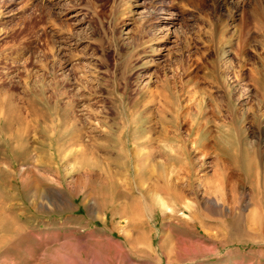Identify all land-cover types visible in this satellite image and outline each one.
<instances>
[{
  "label": "rangeland",
  "instance_id": "1",
  "mask_svg": "<svg viewBox=\"0 0 264 264\" xmlns=\"http://www.w3.org/2000/svg\"><path fill=\"white\" fill-rule=\"evenodd\" d=\"M261 11L0 0V264H264V195L213 175L228 113L208 74L222 65L238 113L255 103L237 65L258 60L231 51Z\"/></svg>",
  "mask_w": 264,
  "mask_h": 264
},
{
  "label": "bare ground",
  "instance_id": "2",
  "mask_svg": "<svg viewBox=\"0 0 264 264\" xmlns=\"http://www.w3.org/2000/svg\"><path fill=\"white\" fill-rule=\"evenodd\" d=\"M250 14L252 16H255L253 12H250ZM256 17L258 18V16ZM250 19L251 18H249V20ZM247 20L248 19L244 17V19L240 21L241 23H238L240 24L238 26L239 28L236 29V31H233L235 32L233 36H235L237 40H234L236 41V43L234 42L235 46L233 47L232 51L231 50L230 51L233 52V55L235 57H238L241 59L243 58L245 53L251 52V54H253L254 57H256V59L258 60L255 63H251V61L246 62V59L244 60L242 59L243 61L242 60H239V61H242L243 63L240 62L239 65H237V68L239 70H241L242 68L248 69V74H247L248 77L246 78H248L247 80L248 84H250L255 91V96H253L256 100L255 103L248 104L242 113H238L236 108H234L235 106L230 103V98H231L230 97L231 86L229 85L230 80L228 81V78L224 76V73H223L224 69L222 68V65L219 66L220 64L216 62L213 63L212 61H210V68H208V71H209L208 74H210L213 80H216L218 78L216 76L221 74V79H222V82L224 83L223 90L225 91L226 96L224 94L222 95H224L227 99L225 100V103L227 101V104L223 106H226L225 107L226 113H228V115L226 114V116L224 115L223 117V122L226 123L227 130L224 131V134L217 141V143L221 141L225 146L221 144V146L218 147V149L221 150V155H218L217 157V158H220V160L218 159V162H217V159L216 161H214L217 163L215 166L216 172L213 175L216 176L218 181L220 182H230L231 183V181H234L235 183H238V184L239 183L248 184L250 188L249 194H251V196H254L260 193L264 195V149L261 148V145L264 146V116H263L262 109H261L262 107H264V93L262 90H259V87L257 86V81L260 82L261 79H264L263 78L264 77V11L260 12V17L254 24V26L256 27V30L255 31L253 30V31L257 33V36L253 35L254 38L251 41L249 37L250 27L248 28L247 26L248 25ZM233 29H235V27H233ZM254 42L258 43V45L255 44L257 45V48L251 45V43L254 44ZM236 60L238 61L237 58ZM238 69L235 71H232V74H233L232 76L235 77L236 80L242 79L241 78L242 76L239 73ZM245 95H246V98L251 97L250 96L251 94L250 95L245 94ZM217 113L218 112H214V115L220 118V116H218ZM247 113L251 115L249 119H251L252 121L250 126H251V133L253 134V135L251 134L253 136V139H251L252 137L251 138L249 137V138L252 140L251 141L252 143L248 141L250 139L247 138V133H248L247 129H245L241 124L242 121H244V119L248 117L246 116ZM233 128H235V130ZM231 132L234 136L233 138L234 146H232V150H228L229 138H230ZM259 163L261 164V166L260 165L258 166ZM234 185L235 184L230 185V190H229L231 191L230 195L234 194V190L236 189V186ZM258 188H262V189H258Z\"/></svg>",
  "mask_w": 264,
  "mask_h": 264
}]
</instances>
